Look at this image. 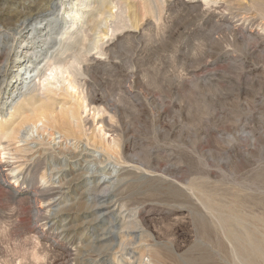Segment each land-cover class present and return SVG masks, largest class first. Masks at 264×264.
Listing matches in <instances>:
<instances>
[{
  "label": "rangeland",
  "instance_id": "rangeland-1",
  "mask_svg": "<svg viewBox=\"0 0 264 264\" xmlns=\"http://www.w3.org/2000/svg\"><path fill=\"white\" fill-rule=\"evenodd\" d=\"M23 5L0 0V29ZM82 10L84 41L67 54L56 44V56L88 108L83 118L93 116L86 126L97 122L106 138L76 135L67 117L53 125L92 138L102 172L81 178L83 160H70L52 215L38 199L41 163L20 185L0 174V264H66L69 240L83 264L134 249L151 264H264V0H89ZM22 114L4 129L37 123ZM115 201L130 211L124 223Z\"/></svg>",
  "mask_w": 264,
  "mask_h": 264
},
{
  "label": "bare ground",
  "instance_id": "bare-ground-1",
  "mask_svg": "<svg viewBox=\"0 0 264 264\" xmlns=\"http://www.w3.org/2000/svg\"><path fill=\"white\" fill-rule=\"evenodd\" d=\"M24 1L25 5L20 7V9L13 14L15 21H12L13 23L10 25L2 26L0 29V138H3L0 140V168L3 167V169L0 170V174H3L8 180L14 181L15 184L20 185L24 170L29 167L31 168V166L35 168L41 163L44 173L42 174L43 181L38 199L42 202H51H49V204H52V206H49L45 214L48 213L47 215H52L55 213V204L58 203L60 199H58L57 196L65 186L62 183L63 176L65 175L64 170L70 166V160H83L84 164L80 167V169H82V176H80L81 174L79 175L81 178L96 176L102 172L98 163L103 156V153H101L103 151L101 149L100 152V147L94 146L93 143L90 144V140L93 138L97 143L100 141L102 143L103 140L105 141L104 138H106V136L104 137L105 131H103L102 127H96L95 124L97 122L95 123V120H92L95 124L91 130L86 126L88 125L86 124L88 123L86 119L93 116L88 117V115L86 119L83 118V110H85L86 113L87 106L83 103L84 101L82 102L78 99L76 95V83L70 78L69 69L62 66L61 63H58L56 55L59 53V49H55L56 44H58L59 47L61 46L60 50L63 49V51H67L74 41L76 44L77 40L75 39L83 37H79L83 32L81 29L86 25L82 5L89 0ZM44 6L47 7V9L41 10L40 8ZM51 8H57L56 10H58V13H55V11L52 12L50 10ZM95 8L99 7L96 6ZM67 10H70V12L66 13ZM94 11L95 10H92V12ZM61 13H63L62 16H60ZM48 16L52 17L46 19ZM1 17H4V14H2L0 18ZM56 22H63L59 35L60 38H57L58 36L54 38L53 36L55 34L54 24ZM79 23L80 26H82L78 29ZM76 31L79 34H76ZM81 40L84 41L83 38ZM93 45L95 49L98 48L99 40L96 39ZM72 46L74 47V44ZM66 51L65 53L67 54ZM62 52H60L59 55H61ZM60 59L62 60L63 58L61 57ZM12 67L13 69L10 70ZM14 79L16 80L13 82ZM5 87H8L9 90L5 94V100L7 99V101L4 103L2 95ZM58 97L61 99H57ZM16 98L17 100L14 101ZM72 100L76 101L69 106L68 104ZM81 100H83V98ZM57 102L60 104L59 107H56L58 111L51 109ZM25 110L33 111V115L37 118V123L29 124L25 128L23 127V129H17V127L7 128V130L4 129L6 125H11L16 119L23 117L24 115L22 112ZM97 111L95 110L94 112ZM64 117L68 118L69 125L76 135L82 136L84 134V137H86V131H90L91 133H88V137H93L83 141L77 139V137L70 138L71 136L67 134L68 131H62L60 128H56L58 130L56 131L53 124L59 122L60 118ZM95 118L97 117L95 116ZM52 125L54 126L53 128L51 127ZM90 126L92 125L90 124ZM91 134L92 136H90ZM107 161L106 159L103 163ZM115 166L109 163L107 167L112 169L114 174H117L118 168ZM107 178V176L103 175L97 181L99 188L101 185L105 184ZM92 198L94 197L92 196ZM110 205L111 210L117 214L118 220L123 222L128 218L130 211L128 212L126 208L124 211L121 201L112 202ZM103 215L104 213L98 215V217H103ZM116 218L117 217H115V219ZM47 221L46 223L49 224L52 222V220L49 219H47ZM125 223L128 225L127 222ZM69 226L72 228L71 225ZM68 231H62L64 236L69 234ZM122 231L124 230L122 229ZM130 237L128 238L127 236L129 240ZM136 238L138 237L136 236ZM65 240H67V238H65ZM68 245L72 246L75 250L71 251L69 246H67L68 250L65 263L73 264V262H75L83 264V262L78 261L81 253L79 245L73 246L74 240H69ZM145 256V253H141L134 249L130 250L124 257L122 255H116L113 261H109L110 263L108 264H151L152 258L148 256L146 260Z\"/></svg>",
  "mask_w": 264,
  "mask_h": 264
}]
</instances>
